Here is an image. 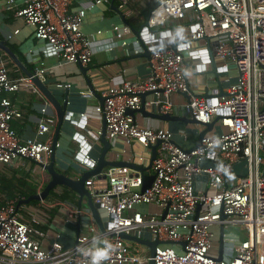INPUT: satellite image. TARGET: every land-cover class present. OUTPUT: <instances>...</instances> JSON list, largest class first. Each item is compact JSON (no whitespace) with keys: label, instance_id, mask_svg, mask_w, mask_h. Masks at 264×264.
<instances>
[{"label":"built area","instance_id":"2783aa9c","mask_svg":"<svg viewBox=\"0 0 264 264\" xmlns=\"http://www.w3.org/2000/svg\"><path fill=\"white\" fill-rule=\"evenodd\" d=\"M75 1L25 0L21 5L17 0H5V7L32 26L35 37L46 40L60 59L86 66L93 59L95 43L82 29L86 9L72 10ZM117 1L122 16L129 17L134 0ZM154 2L143 37L151 51L149 75L108 87L97 106L106 121L109 139L123 137L145 146L161 140L152 162L155 177L150 187L142 191L143 173L128 165L109 166L103 172L105 178L86 180L87 188L113 216L101 247L96 244L95 226H90L92 234L79 235L74 248H65L56 241L49 248L43 247L33 238V227L18 210L19 196L5 199L0 204V264H147L149 255L133 251L119 235L140 228L150 229L160 240L186 243L181 250L157 246L154 264H264V0ZM171 18L189 20L190 39L206 40L209 47H214L222 73L232 67L237 71L236 81L228 85L226 94L191 95L185 105L190 117L208 123L220 116L217 123L225 128L218 135H206L193 149L175 143L170 130L138 126L128 113L140 108L145 92L155 94L151 103L164 112L173 107V93H189L185 50L192 58L211 61L210 48L194 49L181 34H176L170 44L165 42V38L173 36L170 29L159 31L157 36L156 27ZM120 29L114 27L119 34ZM123 29L130 30L129 26ZM214 37L216 42L209 41ZM175 42L178 46L173 50ZM34 75L44 78L45 69H35ZM21 89L40 93L32 77H12L0 54V172L1 165L30 160L48 174L44 166L52 154L55 120L45 115L51 104L47 100L42 107L44 116L37 125V136L24 139L11 124L22 117V112L3 95ZM89 132L93 139H99L100 133ZM43 135L48 137L42 139ZM84 158L90 159L88 154ZM240 161L245 162L246 173L232 184H225ZM203 173L208 174V190H198L194 185L193 177ZM152 203L160 207L161 214H126L137 205ZM221 207L227 215L225 219H221ZM69 216H74L73 211ZM217 223L242 225L246 232L232 256L222 260L211 252L212 227Z\"/></svg>","mask_w":264,"mask_h":264},{"label":"crops","instance_id":"0c3cea01","mask_svg":"<svg viewBox=\"0 0 264 264\" xmlns=\"http://www.w3.org/2000/svg\"><path fill=\"white\" fill-rule=\"evenodd\" d=\"M24 1L17 0L21 5ZM154 4V0H134L130 4L132 14L124 18L118 8L117 0H103L98 3L96 0H76L72 5V10L86 9L82 29L87 37L95 43L93 59L86 65L87 71L84 73L82 66L85 65L60 59L46 40L35 37L32 26L28 25L22 17L16 16L13 10L7 9L5 0H0V39H5L10 46L12 45L11 48L28 68L45 69L42 80L57 98L62 100L65 90L69 91V115L72 118L65 121L56 149L55 166L58 171L75 175L72 173L73 170H76L73 167L79 171L87 168L86 165L77 160L78 153L88 154L92 161H95L100 155L103 147L100 137L97 140L93 139L89 135V131L102 132L104 117L97 111V106L102 103L103 91L111 86L117 87L127 79H140L149 75V57L144 55L146 48L135 34L134 29L141 30ZM115 26L122 27L120 34L114 30ZM126 26H129V31L123 29ZM169 29L173 36L165 38L166 44L172 43L176 34H181L185 40H189L194 49L210 48L206 40L190 39L191 28L188 19L171 18L161 26L156 27L155 30L159 36V31ZM204 51L207 52V50ZM0 54L7 61L12 77L26 75L5 51L0 49ZM184 54V70L189 84V93H173L170 97L173 107L168 112L172 115L189 117L190 115L185 109V105L189 102V96L209 97L216 92H225L228 85L236 81L237 71L232 67L229 72L222 73L216 57H214L216 62L214 65L212 60L207 62L202 57L192 58L188 49L185 50ZM90 82L93 88H90ZM3 95L9 97L22 112V117L15 118L11 122L18 135L24 139L37 136V125L41 117L44 116L42 107L48 99L41 91L34 93L28 89L4 92ZM154 97L153 92L145 96L146 110L144 112L136 111V124L140 127L170 130L175 143L185 148L194 146L198 142L199 133L203 126L183 120H167L149 115L146 111L157 114L159 112L165 113L159 106L151 103ZM50 104L48 114L45 116L55 120L52 133L54 137L58 120L56 111L51 102ZM224 130L225 128L217 123L207 135L215 136ZM81 135L84 138H81ZM47 137L48 135H43L41 138L46 139ZM80 141H85L91 145V148L83 151L82 149L86 150L87 147ZM109 141L115 149L110 153L111 158L113 155L115 159L125 160L140 166L149 165L152 155L151 146H145L138 141H127L123 137H116L109 139ZM1 168L0 175L6 178H12L15 181L25 178L30 182L32 181L37 186L36 193L40 192L50 179L48 174H45L39 166L30 160L1 165ZM150 173H153L152 167ZM245 173V162L236 163L233 173L226 177L225 184H232ZM206 185V180L203 177L197 178L195 181V187L198 190H206ZM211 191L209 189V192ZM15 196H19L18 203L26 198L18 193ZM2 197L0 199H7ZM76 200L77 196L73 191L57 187L50 192L45 200H32L29 203H22L18 206V210L33 227V238L45 248H49L55 241L61 243L65 248H74L78 233L79 235L92 234L90 226L96 227V244L101 247V239L104 235L109 234L108 228H106L107 232L103 233L93 220L88 224L83 219L85 213L72 204ZM71 211L74 213L72 217L69 216ZM135 211L146 214L162 213L160 207L152 203L137 205L134 209L127 210L126 214L132 215ZM223 225V258H229L234 253L235 246L245 239L246 232L242 225L229 223H223ZM212 230L214 237L211 252L213 255H217L221 223L213 225ZM131 233L149 240L157 238L148 228L133 230ZM127 242L133 251L143 255H146L147 252L149 255L147 245L131 240H127ZM160 245H170L177 250L182 249V245L179 243Z\"/></svg>","mask_w":264,"mask_h":264},{"label":"water","instance_id":"95a60500","mask_svg":"<svg viewBox=\"0 0 264 264\" xmlns=\"http://www.w3.org/2000/svg\"><path fill=\"white\" fill-rule=\"evenodd\" d=\"M114 1V0H113ZM147 26V22L144 24V26L141 28V30L134 29L135 34L137 37L142 41L144 44L146 50L144 55L150 57L151 51L146 46L143 37L144 35V29ZM146 31H148L146 29ZM209 41H217V38H210ZM177 43L172 44V49H177ZM0 49L5 51L14 61L15 63L24 71V73L27 76L32 77L33 82L35 85L39 88V90L43 93V95L52 103L56 114H57V125L54 131V137H53V144H52V154L50 158V162L47 163L44 167L50 177L49 181L46 183L44 188L37 193H33L26 197L25 199H22L19 201L18 206H20L22 203H29L32 200H45L51 191L57 189V187H61L62 189H70L75 193L77 196L76 202H73L72 204L74 206H77L80 210H82L85 213V217L83 218L87 223L89 224L91 220H93L99 227V229L104 233L107 232L108 225H111L113 223V216L109 215L107 210L101 205L100 201L93 196V194L90 192V190L86 186V180L90 177L96 176L97 178H105V174L103 173L105 169L109 166H125L128 165L134 169L139 170L143 173L144 182L142 185V191H144L146 188L150 187L152 181L154 180V173H150V168L152 167V162L155 159L157 155V148L159 144L161 143V140H157L156 143L151 144L152 148V155L149 162V165L147 166H140L132 162H128L125 160H119L115 159L112 155V158L110 157L111 151L115 150L112 146L111 142L107 138V132H106V121L103 120V129L100 133V141L103 145L100 155L97 157L95 161H92L90 159H83L85 154L83 152L78 153L76 156L77 160L86 165L87 168H84L82 170H73L72 173L75 175L66 174L64 172H60L56 169L55 163H56V149L58 146L59 138L63 129V126L65 125V121L72 118L69 114V91L66 89L63 99H59L56 97V95L51 91V89L48 87V85L42 80V78L35 74V70L32 68H28L18 57V55L15 53V51L11 48L8 41L5 39H0ZM210 56L213 64L215 65V58H214V47L210 46ZM81 65V64H80ZM82 71L85 73L87 71L86 66H82ZM188 83V82H187ZM90 88H93L91 82L89 83ZM189 85V84H188ZM221 87V85H220ZM93 90V89H92ZM152 92V91H151ZM150 92H145L142 94V104L140 108L138 109H130L128 110V113L133 115L135 117L136 111H142L144 112L146 110V99L145 96ZM186 93V92H185ZM188 94V93H186ZM221 94H226V91H222ZM190 99V96L188 97ZM103 101V98L101 99V102ZM264 110V106H263ZM149 115L167 119V120H183L186 122L196 123L203 126V129L199 133L198 142L190 147V149H193L194 147H197L201 144V140L203 137H205L210 131L213 130L215 124H217L220 116L214 117V119L208 123L201 122L197 120L194 117H187L186 115H172L169 112H159L157 113H151L146 111ZM74 120V119H73ZM81 138H84L83 135H81ZM81 140V139H80ZM79 141V140H78ZM82 144L86 145L87 149H82L83 151H87L91 148V145L85 143V141H80ZM71 173V174H72ZM203 177L206 180V184L208 183V174L203 173L201 175H196L193 177L194 179V185L197 178ZM206 189L208 190V186L206 185ZM200 206H198L197 212L200 209ZM221 219L227 218V215L223 212V208L221 207ZM167 213V210L164 211L163 217ZM109 223V224H108ZM111 234L115 235V232H112ZM119 235L126 239L131 241H136L142 244H145L149 247V260L147 264H154V255L156 252L157 246L163 243H179L182 246H185V241H165L160 240L158 238L154 240L144 239L142 237H139L133 233H126L121 232ZM79 237V233L77 234V238ZM77 244V241H76ZM223 247H224V225L221 223V230H220V236H219V251L218 254L215 255V258L217 260L223 259Z\"/></svg>","mask_w":264,"mask_h":264},{"label":"trees","instance_id":"16d2710c","mask_svg":"<svg viewBox=\"0 0 264 264\" xmlns=\"http://www.w3.org/2000/svg\"><path fill=\"white\" fill-rule=\"evenodd\" d=\"M36 191L37 186L32 181L30 182L25 178L15 181L12 178H6L0 175V198H3L2 196L11 198L17 193L21 194V196L28 197L30 194L36 193ZM3 201L4 199H0V204Z\"/></svg>","mask_w":264,"mask_h":264},{"label":"rangeland","instance_id":"374dc122","mask_svg":"<svg viewBox=\"0 0 264 264\" xmlns=\"http://www.w3.org/2000/svg\"><path fill=\"white\" fill-rule=\"evenodd\" d=\"M261 104H262V103H261ZM145 254H146V255H148V253H147V252H146Z\"/></svg>","mask_w":264,"mask_h":264}]
</instances>
